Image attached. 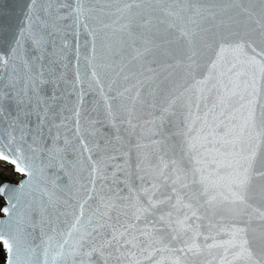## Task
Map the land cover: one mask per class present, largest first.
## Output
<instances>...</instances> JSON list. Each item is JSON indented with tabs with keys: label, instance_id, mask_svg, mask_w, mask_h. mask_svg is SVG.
<instances>
[{
	"label": "snow or ice",
	"instance_id": "obj_1",
	"mask_svg": "<svg viewBox=\"0 0 264 264\" xmlns=\"http://www.w3.org/2000/svg\"><path fill=\"white\" fill-rule=\"evenodd\" d=\"M4 264H264V0L0 4Z\"/></svg>",
	"mask_w": 264,
	"mask_h": 264
},
{
	"label": "water",
	"instance_id": "obj_2",
	"mask_svg": "<svg viewBox=\"0 0 264 264\" xmlns=\"http://www.w3.org/2000/svg\"><path fill=\"white\" fill-rule=\"evenodd\" d=\"M12 2V0H0V4H8V3H11ZM3 200V199H2ZM4 200H3V205L1 206V208L0 209H2L3 207H4ZM5 215V213H3V211H0V217H3ZM1 250H3L4 251V249H3V246H2V244H0V251ZM5 252V251H4Z\"/></svg>",
	"mask_w": 264,
	"mask_h": 264
},
{
	"label": "trees",
	"instance_id": "obj_3",
	"mask_svg": "<svg viewBox=\"0 0 264 264\" xmlns=\"http://www.w3.org/2000/svg\"><path fill=\"white\" fill-rule=\"evenodd\" d=\"M2 200L0 199V207L2 206ZM4 257H5V252L3 250L0 251V264H4Z\"/></svg>",
	"mask_w": 264,
	"mask_h": 264
}]
</instances>
